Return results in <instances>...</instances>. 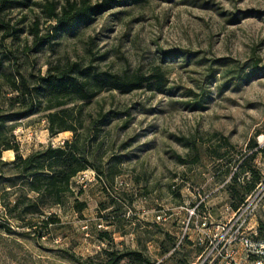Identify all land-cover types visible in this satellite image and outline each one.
<instances>
[{"label": "rangeland", "instance_id": "1", "mask_svg": "<svg viewBox=\"0 0 264 264\" xmlns=\"http://www.w3.org/2000/svg\"><path fill=\"white\" fill-rule=\"evenodd\" d=\"M1 17L20 32L0 29V129L24 157L73 139V132L51 137L45 112L15 117L29 103L16 98L11 73L32 85L51 63L68 59L147 75L161 67L172 92L105 90L86 104L87 121L114 115L90 139L104 175L79 173L61 205L32 216L38 227L4 217L0 199V264H81L74 254L102 264L123 254L115 264H193L217 224L233 217L264 176V150L252 146L264 133V0H126L57 35L38 5ZM168 51L180 54L163 58ZM194 99H204V108L185 106ZM249 156L259 180L240 167ZM2 159L14 161L15 151H3ZM196 205L210 222L209 235L195 228L202 217L186 229ZM261 223L264 202L251 220L258 237Z\"/></svg>", "mask_w": 264, "mask_h": 264}, {"label": "trees", "instance_id": "2", "mask_svg": "<svg viewBox=\"0 0 264 264\" xmlns=\"http://www.w3.org/2000/svg\"><path fill=\"white\" fill-rule=\"evenodd\" d=\"M125 2L126 0H101L95 3L92 0H66L60 4L55 0H46L45 3L34 0H0V29L11 30L8 33L11 36L20 32L19 28L11 27L1 17L2 14L13 8L38 5L43 9L46 18L55 22L53 32L56 35L73 33L94 16ZM32 32L38 37V24L33 27ZM179 54V51H168L163 53V58H174ZM187 57L190 58L191 54L187 53ZM258 72L254 69L247 75L248 79L256 76ZM7 78L12 90L19 94L16 98H23L24 103H29L27 109L17 113L15 117L22 118L37 111L45 112L51 137L65 131L73 132V139L59 145L43 146L24 157L20 153L19 143L0 129V185L4 186L0 199L4 207L3 216L14 219L27 228L39 226V222L32 221V216H45L50 208L63 203L72 191L73 178L79 173L93 169L100 178L104 175L100 165L93 160L90 139L94 138L114 115L112 112H100L97 118L87 121V114H84L86 104L105 90L129 93L146 87L165 94L172 92L166 72L161 67H156L147 75L140 72L104 70L92 63L70 59L65 63H51L47 73L39 76L32 85L23 75L18 77L11 73ZM185 104L187 108L198 110L204 108L205 100L194 99L186 101ZM252 146H258L256 140H253ZM5 150L15 151L14 161L2 159ZM251 160L252 157H247L240 167L247 166L246 168L255 175V180H259L260 173L252 166ZM5 183L8 184L9 190H5ZM9 195L15 196L13 201L3 199ZM243 199L244 196H241L234 207L237 208ZM261 229L264 230V223H261ZM129 254L136 256L139 252L133 251ZM124 255L106 264H115ZM70 258L81 264H102L94 263L92 259L84 260L75 254Z\"/></svg>", "mask_w": 264, "mask_h": 264}, {"label": "built area", "instance_id": "3", "mask_svg": "<svg viewBox=\"0 0 264 264\" xmlns=\"http://www.w3.org/2000/svg\"><path fill=\"white\" fill-rule=\"evenodd\" d=\"M258 147L264 149V133L258 136ZM263 202L264 176L234 211L233 217L217 224L214 239L193 264H264V237H258L256 229L251 227V220L256 217ZM198 207L196 205L191 209L186 229H191L194 217H202L204 220L198 222L195 228L209 235L210 222L206 216L198 215Z\"/></svg>", "mask_w": 264, "mask_h": 264}]
</instances>
